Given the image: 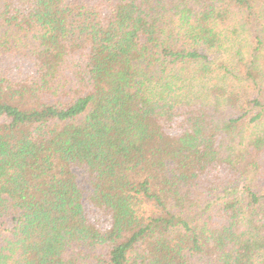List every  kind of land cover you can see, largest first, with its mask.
I'll return each mask as SVG.
<instances>
[{"label":"trees","instance_id":"16d2710c","mask_svg":"<svg viewBox=\"0 0 264 264\" xmlns=\"http://www.w3.org/2000/svg\"><path fill=\"white\" fill-rule=\"evenodd\" d=\"M0 264H264V0H0Z\"/></svg>","mask_w":264,"mask_h":264}]
</instances>
